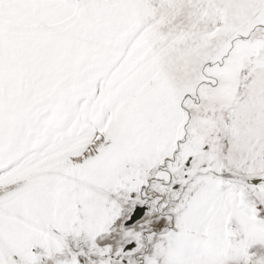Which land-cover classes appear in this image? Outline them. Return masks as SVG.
Instances as JSON below:
<instances>
[{"label":"snow or ice","instance_id":"1","mask_svg":"<svg viewBox=\"0 0 264 264\" xmlns=\"http://www.w3.org/2000/svg\"><path fill=\"white\" fill-rule=\"evenodd\" d=\"M0 264H264V0H0Z\"/></svg>","mask_w":264,"mask_h":264}]
</instances>
